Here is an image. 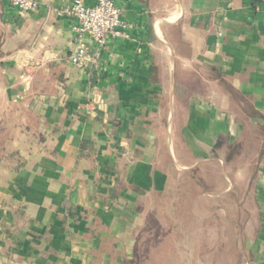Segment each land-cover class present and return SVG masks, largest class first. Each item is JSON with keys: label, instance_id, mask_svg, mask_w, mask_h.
Returning a JSON list of instances; mask_svg holds the SVG:
<instances>
[{"label": "crops", "instance_id": "crops-1", "mask_svg": "<svg viewBox=\"0 0 264 264\" xmlns=\"http://www.w3.org/2000/svg\"><path fill=\"white\" fill-rule=\"evenodd\" d=\"M113 1L128 36L81 68L69 1L0 0V264H135L147 216L210 196L250 216L227 264H264V0ZM215 157L243 192L209 195Z\"/></svg>", "mask_w": 264, "mask_h": 264}, {"label": "rangeland", "instance_id": "rangeland-1", "mask_svg": "<svg viewBox=\"0 0 264 264\" xmlns=\"http://www.w3.org/2000/svg\"><path fill=\"white\" fill-rule=\"evenodd\" d=\"M201 171L209 183V195L229 187L231 177L237 181L231 191H244L241 169L230 167L229 172L224 169L223 173L222 164L216 157ZM208 199V204L205 201H192V204L186 200L178 201L187 205L173 211L172 215L147 216L137 264H204L200 260V251L206 253L208 264H215L222 257L225 264L232 261L238 251L233 244L242 237L243 226L250 218L246 204L227 197L224 201L211 196Z\"/></svg>", "mask_w": 264, "mask_h": 264}, {"label": "built area", "instance_id": "built-area-1", "mask_svg": "<svg viewBox=\"0 0 264 264\" xmlns=\"http://www.w3.org/2000/svg\"><path fill=\"white\" fill-rule=\"evenodd\" d=\"M4 1L15 7L21 15L39 6L38 0ZM67 1L70 4L65 6L64 11L77 21L74 30L78 45L70 55L74 66L83 68L96 63L110 38L128 36L126 31L132 25L122 19L121 9L113 0H96L94 5H87L85 0ZM85 37H89L91 44Z\"/></svg>", "mask_w": 264, "mask_h": 264}, {"label": "trees", "instance_id": "trees-1", "mask_svg": "<svg viewBox=\"0 0 264 264\" xmlns=\"http://www.w3.org/2000/svg\"><path fill=\"white\" fill-rule=\"evenodd\" d=\"M91 143L90 142H83L81 145V151H80V156L86 155L85 150L91 149ZM238 145H229L227 150L221 155L222 159L224 160L225 166L229 165L232 160L239 154L243 155V153L238 151ZM213 156H217V153H213ZM137 261V260H136ZM136 262L135 264H137Z\"/></svg>", "mask_w": 264, "mask_h": 264}]
</instances>
